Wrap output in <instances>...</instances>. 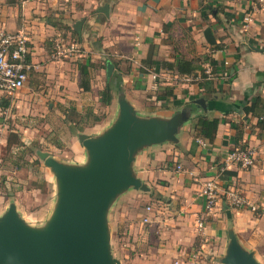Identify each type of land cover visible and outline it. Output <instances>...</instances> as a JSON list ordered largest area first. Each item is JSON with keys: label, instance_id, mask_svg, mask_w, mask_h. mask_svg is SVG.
Returning a JSON list of instances; mask_svg holds the SVG:
<instances>
[{"label": "crops", "instance_id": "0c3cea01", "mask_svg": "<svg viewBox=\"0 0 264 264\" xmlns=\"http://www.w3.org/2000/svg\"><path fill=\"white\" fill-rule=\"evenodd\" d=\"M104 6L106 13L100 10ZM78 20L79 32L73 27ZM0 27L27 35L35 68L36 78L30 76L11 98L29 92L42 99L45 95L63 101L65 96L78 105L92 94L100 106L99 92L111 80L106 78L109 60L113 74L121 76L126 97L139 111L169 115L204 97L208 110L199 115L220 119L212 141L195 137V118L184 127L178 143L153 145L137 155L135 169L149 190H128L111 208L118 204L116 218L130 220L132 264H220L229 216L239 241L264 264V128L258 124V116H264V8L250 0H0ZM57 37L76 39L87 56L49 60ZM105 55L108 58L100 61ZM179 55L196 61L200 69L181 75L161 64L173 63ZM148 58L156 63L149 64ZM95 60L105 68L94 72ZM84 64L89 65L88 90L79 85V66ZM206 64L215 68L211 79L203 77ZM55 72V84L41 95L40 86L50 82ZM102 74L104 82L97 80ZM62 85L69 91L60 90ZM158 85L173 87L178 100L174 106L170 101V108H160L155 101ZM125 86L132 88L133 99ZM144 95L153 100L152 106L141 105L139 98ZM8 99L0 92V102ZM255 100L256 114H245L244 105ZM235 147L250 148L254 163L231 165L219 174ZM210 178L236 188L257 210L233 208L222 197L221 206L199 232L200 191ZM133 207L137 208L133 211Z\"/></svg>", "mask_w": 264, "mask_h": 264}, {"label": "water", "instance_id": "95a60500", "mask_svg": "<svg viewBox=\"0 0 264 264\" xmlns=\"http://www.w3.org/2000/svg\"><path fill=\"white\" fill-rule=\"evenodd\" d=\"M100 10L106 13L107 7ZM80 25L78 20L73 27L79 32ZM113 69L106 61V78L112 79L117 102L115 116L97 134H77L84 161L65 162L36 151L54 176L53 208L43 225L33 226L14 202L8 204L0 214V264H121L112 251L109 213L128 190H149L135 169L137 155L153 145L178 143L184 127L208 110V102L198 97L169 115L139 111L126 97L121 76L113 77ZM226 238L220 264H262L239 241L230 216Z\"/></svg>", "mask_w": 264, "mask_h": 264}, {"label": "rangeland", "instance_id": "374dc122", "mask_svg": "<svg viewBox=\"0 0 264 264\" xmlns=\"http://www.w3.org/2000/svg\"><path fill=\"white\" fill-rule=\"evenodd\" d=\"M106 58L107 55L99 60L103 62ZM86 59L90 60V57ZM95 61L94 72L102 64L98 60ZM123 68L125 70L127 67ZM34 70L35 68L30 72L33 79L36 78ZM53 76L50 82L45 81L40 86L41 95H44V91L47 93L50 86L55 84L57 73ZM97 80L104 82V75ZM64 89L69 91L62 85L60 90ZM125 89L128 97L133 99L132 88L125 86ZM7 101V106H0V214L10 202H14L26 222L40 226L52 211L56 187L53 174L39 159L36 151H47L51 156L65 162L84 161L85 151L78 141L77 134L84 132L94 135L101 132L115 116L116 97L114 95L111 104L107 106H97L92 94L88 101L81 98L78 105H75L78 101L73 104V101L65 96L63 101H60L45 95L43 99L39 95L35 98L29 92ZM139 102L141 105L152 106L153 100L147 97L145 99L144 95L139 98ZM94 109L97 111L96 116L101 120L90 125L93 117L84 116L88 111L93 113ZM11 132L19 135L23 145H7V137ZM117 208L121 209L117 204L109 213L112 251L121 264H132L128 256V244L132 243L134 236L128 234L130 220L119 221L115 216ZM136 208L133 207V211Z\"/></svg>", "mask_w": 264, "mask_h": 264}, {"label": "built area", "instance_id": "2783aa9c", "mask_svg": "<svg viewBox=\"0 0 264 264\" xmlns=\"http://www.w3.org/2000/svg\"><path fill=\"white\" fill-rule=\"evenodd\" d=\"M250 2L254 6L264 8V0H250ZM85 55L76 39L65 41L57 37L53 41L50 60L84 58ZM32 69H34V62L31 59L27 35L22 30L11 31L0 27V92L10 98L15 96L25 86ZM203 73L206 79H211L213 71L210 64L203 67ZM253 163L254 154L250 148L235 147L224 158L223 165L219 167V174L231 165L248 167ZM180 168L181 166L178 165L177 169ZM200 196L203 208L201 215L196 219V228L199 232L203 231L206 218L221 206L222 197L233 208L249 207L253 211L257 210V207L251 204L240 191L232 186L223 187L216 178H210L204 182ZM146 210H150V206ZM143 221L147 222L148 218L144 216Z\"/></svg>", "mask_w": 264, "mask_h": 264}, {"label": "trees", "instance_id": "16d2710c", "mask_svg": "<svg viewBox=\"0 0 264 264\" xmlns=\"http://www.w3.org/2000/svg\"><path fill=\"white\" fill-rule=\"evenodd\" d=\"M146 62L149 64H155L156 62L151 61L150 58L146 59ZM210 64H212L213 60L208 61ZM160 64V63H159ZM164 67L167 69H175L178 74L181 75H191L196 73V69H200L196 61L192 59H187L181 55L176 56L174 62H161ZM89 65L87 66L86 64L80 65V74H81V79H80V87L83 88V90H88L89 89V79H88V69ZM102 68H105V64L102 63L101 65ZM214 67H212V71L214 73ZM113 77L117 78V74H114ZM205 77V76H203ZM112 80V79H111ZM119 80V78H118ZM119 82V81H118ZM113 84L112 82H108L105 84L104 88L99 92V100L102 105H109L112 101L113 94ZM156 93V100L161 104L162 108H170L169 104L167 102H172L173 106L175 105V102L178 100L176 99L174 92H173V87L172 86H157V89L155 91ZM8 101L2 100L0 102V106H7ZM256 107H257V100L253 101L249 105H244L243 111L245 114L251 113L253 115L256 114ZM90 116L93 117L92 121H90V125L96 124L98 121H100V118L96 115H94L92 112L88 111L87 114L84 117L89 118ZM83 117V118H84ZM85 118V120H87ZM220 122L219 118H209L205 115H198L193 123L194 126V131H195V137H201L203 139H207L208 141H212L214 138V135L216 133L218 124ZM258 124L261 125V128H264V116H258ZM239 137V136H238ZM23 145L20 137L18 134L11 132L8 137H7V145L11 147L12 145Z\"/></svg>", "mask_w": 264, "mask_h": 264}]
</instances>
